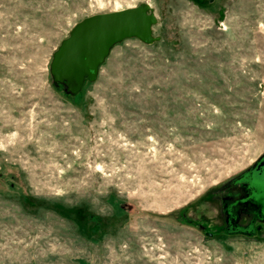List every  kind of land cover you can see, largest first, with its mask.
Segmentation results:
<instances>
[{
    "label": "rangeland",
    "instance_id": "obj_1",
    "mask_svg": "<svg viewBox=\"0 0 264 264\" xmlns=\"http://www.w3.org/2000/svg\"><path fill=\"white\" fill-rule=\"evenodd\" d=\"M140 3L156 40L65 97L59 42ZM263 154L264 0H0V264H264V221L216 228Z\"/></svg>",
    "mask_w": 264,
    "mask_h": 264
},
{
    "label": "water",
    "instance_id": "obj_2",
    "mask_svg": "<svg viewBox=\"0 0 264 264\" xmlns=\"http://www.w3.org/2000/svg\"><path fill=\"white\" fill-rule=\"evenodd\" d=\"M154 24L155 16L142 3L133 8L84 17L71 27L51 54L48 72L52 83L63 85L67 94H77L84 80H94L99 65L114 44L128 37L145 44L153 43L156 40L151 37Z\"/></svg>",
    "mask_w": 264,
    "mask_h": 264
},
{
    "label": "flooded vegetation",
    "instance_id": "obj_3",
    "mask_svg": "<svg viewBox=\"0 0 264 264\" xmlns=\"http://www.w3.org/2000/svg\"><path fill=\"white\" fill-rule=\"evenodd\" d=\"M219 192L225 193L223 200L228 204L217 213L221 220L217 230L227 236H253L258 224L264 221V154ZM206 228L207 224L199 225L198 229L203 231L206 238L212 239V233L206 232Z\"/></svg>",
    "mask_w": 264,
    "mask_h": 264
},
{
    "label": "trees",
    "instance_id": "obj_4",
    "mask_svg": "<svg viewBox=\"0 0 264 264\" xmlns=\"http://www.w3.org/2000/svg\"><path fill=\"white\" fill-rule=\"evenodd\" d=\"M54 86V85H53ZM58 87H61L62 89V91H61V93L65 96V97H70V98H75L78 94H79V92L77 93V94H73V95H70V94H66V93H63V87L62 86H60V84L59 85H57Z\"/></svg>",
    "mask_w": 264,
    "mask_h": 264
}]
</instances>
